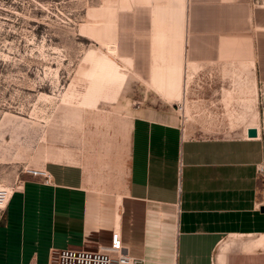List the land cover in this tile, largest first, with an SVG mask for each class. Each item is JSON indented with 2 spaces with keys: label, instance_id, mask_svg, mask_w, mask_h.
<instances>
[{
  "label": "crops",
  "instance_id": "obj_1",
  "mask_svg": "<svg viewBox=\"0 0 264 264\" xmlns=\"http://www.w3.org/2000/svg\"><path fill=\"white\" fill-rule=\"evenodd\" d=\"M117 6L123 40L159 64L136 68L143 77L128 87L164 98L123 92L121 117L100 118V98L126 84L123 67L122 80L81 100L73 139L42 144L31 166L50 180L18 176L0 216V264H49L56 250L109 245L115 229L140 264H264V0ZM181 98L185 120L170 107Z\"/></svg>",
  "mask_w": 264,
  "mask_h": 264
},
{
  "label": "rangeland",
  "instance_id": "obj_2",
  "mask_svg": "<svg viewBox=\"0 0 264 264\" xmlns=\"http://www.w3.org/2000/svg\"><path fill=\"white\" fill-rule=\"evenodd\" d=\"M111 2L116 5H106ZM118 2L0 0V188L9 192L0 216L18 176L40 160L42 144L59 141L65 131L72 140L74 111L86 105L81 100L109 89L111 84L94 74L98 60H109L122 72L124 67L127 74L126 84L115 95L100 98L99 109L105 110L100 118L108 124L120 118L122 105H127L123 92L141 89L148 97L158 94L164 98L152 86L127 85L128 78L136 82L143 77L139 66L157 64L155 56L136 53L137 40H123ZM258 94L264 129V85ZM182 100L170 107L175 111ZM261 173L264 177V163ZM261 197L264 202V186Z\"/></svg>",
  "mask_w": 264,
  "mask_h": 264
},
{
  "label": "built area",
  "instance_id": "obj_3",
  "mask_svg": "<svg viewBox=\"0 0 264 264\" xmlns=\"http://www.w3.org/2000/svg\"><path fill=\"white\" fill-rule=\"evenodd\" d=\"M176 111L184 118V102L175 105ZM26 172L33 176H40L44 181L50 180V175L44 169L28 168ZM9 192L0 188V208L6 204ZM141 258H137L125 252L121 243L119 230L115 229L109 245H100L96 249L63 248L52 253L49 264H140Z\"/></svg>",
  "mask_w": 264,
  "mask_h": 264
},
{
  "label": "bare ground",
  "instance_id": "obj_4",
  "mask_svg": "<svg viewBox=\"0 0 264 264\" xmlns=\"http://www.w3.org/2000/svg\"><path fill=\"white\" fill-rule=\"evenodd\" d=\"M95 66L96 67L94 68V74L99 78L111 83L122 80L123 74L121 71V67L116 65L115 63L106 59H101L98 60ZM124 81L125 80H123V82Z\"/></svg>",
  "mask_w": 264,
  "mask_h": 264
},
{
  "label": "water",
  "instance_id": "obj_5",
  "mask_svg": "<svg viewBox=\"0 0 264 264\" xmlns=\"http://www.w3.org/2000/svg\"><path fill=\"white\" fill-rule=\"evenodd\" d=\"M247 134H248L249 137L257 136L256 129H254V128L248 129ZM260 211L264 212V206L260 207Z\"/></svg>",
  "mask_w": 264,
  "mask_h": 264
}]
</instances>
